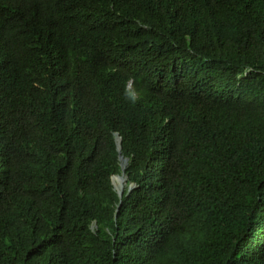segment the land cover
<instances>
[{"label": "trees", "instance_id": "trees-1", "mask_svg": "<svg viewBox=\"0 0 264 264\" xmlns=\"http://www.w3.org/2000/svg\"><path fill=\"white\" fill-rule=\"evenodd\" d=\"M0 264H264V0H0Z\"/></svg>", "mask_w": 264, "mask_h": 264}, {"label": "clouds", "instance_id": "clouds-1", "mask_svg": "<svg viewBox=\"0 0 264 264\" xmlns=\"http://www.w3.org/2000/svg\"><path fill=\"white\" fill-rule=\"evenodd\" d=\"M124 95L132 103H136L140 98L138 91L136 89H134L131 85V79H130L129 83L125 86Z\"/></svg>", "mask_w": 264, "mask_h": 264}, {"label": "water", "instance_id": "water-1", "mask_svg": "<svg viewBox=\"0 0 264 264\" xmlns=\"http://www.w3.org/2000/svg\"><path fill=\"white\" fill-rule=\"evenodd\" d=\"M116 140H117V141L119 140V135H118V133L116 134ZM118 149H119V151L121 150V145H120V143H118ZM120 158L123 159V160H125V164H124V165L121 164V171H122L121 175L125 176V182H126L127 175H126V172H125V165H126V163H127V159H126V158L124 159L122 156H121ZM114 176H115V175H114ZM112 183H113V177H112ZM113 184H114V183H113ZM133 187H134V186H133L132 184H130V185H129V190H131ZM114 188H115V186H114ZM115 189H116V188H115ZM116 190H117V189H116ZM123 190H124V186H122L120 190H117V193H118V195H119L120 198H121L122 195H123Z\"/></svg>", "mask_w": 264, "mask_h": 264}, {"label": "bare ground", "instance_id": "bare-ground-1", "mask_svg": "<svg viewBox=\"0 0 264 264\" xmlns=\"http://www.w3.org/2000/svg\"><path fill=\"white\" fill-rule=\"evenodd\" d=\"M122 164H125V160H122ZM113 183L117 190H120L125 183V176L118 174L117 176H113Z\"/></svg>", "mask_w": 264, "mask_h": 264}, {"label": "rangeland", "instance_id": "rangeland-1", "mask_svg": "<svg viewBox=\"0 0 264 264\" xmlns=\"http://www.w3.org/2000/svg\"><path fill=\"white\" fill-rule=\"evenodd\" d=\"M115 176H117V175H115ZM115 176H114V177H115ZM124 184H125V183H124Z\"/></svg>", "mask_w": 264, "mask_h": 264}]
</instances>
